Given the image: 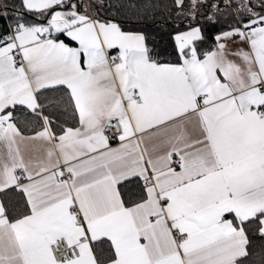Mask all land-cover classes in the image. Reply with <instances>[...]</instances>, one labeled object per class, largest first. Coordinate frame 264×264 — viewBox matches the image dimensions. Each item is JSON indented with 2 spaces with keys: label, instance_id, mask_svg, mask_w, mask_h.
Segmentation results:
<instances>
[{
  "label": "snow or ice",
  "instance_id": "1",
  "mask_svg": "<svg viewBox=\"0 0 264 264\" xmlns=\"http://www.w3.org/2000/svg\"><path fill=\"white\" fill-rule=\"evenodd\" d=\"M21 3L50 19L0 38V193L23 197L16 216L0 200V264H104V245L107 264H246L249 229L264 239V0H238L214 50L198 51L200 27L177 32V63L75 3ZM174 4L195 15L202 0ZM49 89L75 126L44 114ZM17 112L40 121L32 135ZM133 180L144 195L127 207Z\"/></svg>",
  "mask_w": 264,
  "mask_h": 264
},
{
  "label": "trees",
  "instance_id": "2",
  "mask_svg": "<svg viewBox=\"0 0 264 264\" xmlns=\"http://www.w3.org/2000/svg\"><path fill=\"white\" fill-rule=\"evenodd\" d=\"M235 5L230 0H202L201 7L195 15L185 7L179 11L174 0H88L89 9L94 18L102 21L111 20L121 25L122 30L143 33L146 36V43L154 59L163 63L179 62L174 35L179 31H185L190 27H200L205 37L203 41L197 42L198 51L202 54L211 51L215 47L214 37L226 30L232 29L240 20L236 11L238 0H234ZM256 4V11L259 5ZM191 0H185L186 5H190ZM217 5L213 8L211 5ZM232 6L229 7L228 5ZM115 5V7H109ZM64 7H67L64 6ZM58 9V8H57ZM211 17L212 19H208ZM49 17L41 16L37 13L27 11L21 0H0V38L11 33L17 23L26 25L47 24ZM54 36L64 37L61 34ZM65 91L44 90L41 102L48 107L44 110L45 115L58 124L65 126H75L77 121L71 118L72 109L68 106ZM63 102L61 101V98ZM67 109V111H66ZM18 126L25 134L33 133V129L39 126L40 121L33 117L31 113L17 112ZM59 131V129H57ZM122 198L127 207L139 202L143 193V181L133 180L121 185ZM1 200L11 209V215L16 216L23 209V197L14 191H9L7 195L1 194ZM251 240V257L246 264L259 261L260 254L264 252V239H261L253 226L248 231ZM100 259L107 264L109 252L107 245L103 250H98Z\"/></svg>",
  "mask_w": 264,
  "mask_h": 264
},
{
  "label": "crops",
  "instance_id": "3",
  "mask_svg": "<svg viewBox=\"0 0 264 264\" xmlns=\"http://www.w3.org/2000/svg\"><path fill=\"white\" fill-rule=\"evenodd\" d=\"M72 3H75V4H77V5L79 6V10H80L81 13H86V14H88V15H90V16H92V17L94 18V16L91 14V12H89L90 9L87 7L86 4L83 3V0H66V4H65V6H66V5H70V4H72ZM86 8H87V9H86ZM57 10L66 11V10H68V7L61 6V7H58ZM49 19H50V17H49ZM43 26H47V24H43ZM195 27H197V26H195ZM187 30H189V29H187ZM187 30H185V31H187ZM231 30H232V29H230V30H226V31H231ZM224 32H225V31H224ZM222 33H223V32H222ZM222 33H220V34H218V35H222ZM55 34H56V33H53V35H55ZM60 39H63V40H65V42H68V40H69L70 38H67L66 36H64V37H62V38L60 37ZM72 46H78V45H76L75 42H72ZM228 46H229V49L232 50V51H235V50L238 49V48H246V45L243 44V43L239 40L238 37H236L235 39H231V40H229V41H228ZM214 48H215V47H214ZM214 48H213V50H214ZM109 52H110V55H111V56H117V55H118V50H109ZM32 134H33V133H30V134H25V133H24V135H26V136H27V135H32ZM109 143H110V146H111V147L116 148V147L119 146L120 141H119V140H118V141H115V140L110 139ZM1 194H3V193H0V200H1ZM131 207H132V206H131ZM227 218L232 219L231 216H228Z\"/></svg>",
  "mask_w": 264,
  "mask_h": 264
},
{
  "label": "built area",
  "instance_id": "4",
  "mask_svg": "<svg viewBox=\"0 0 264 264\" xmlns=\"http://www.w3.org/2000/svg\"><path fill=\"white\" fill-rule=\"evenodd\" d=\"M230 1H231V3L233 5H235V1L234 0H230ZM83 3L86 4L87 7L89 8L88 0H83ZM11 31H12V29H11ZM117 62H119V61H117ZM106 134L109 135L110 137H116L118 135L116 128L107 130ZM112 140L118 141L119 139L118 138H112Z\"/></svg>",
  "mask_w": 264,
  "mask_h": 264
},
{
  "label": "rangeland",
  "instance_id": "5",
  "mask_svg": "<svg viewBox=\"0 0 264 264\" xmlns=\"http://www.w3.org/2000/svg\"><path fill=\"white\" fill-rule=\"evenodd\" d=\"M254 3H256V0L253 1ZM87 9V8H86Z\"/></svg>",
  "mask_w": 264,
  "mask_h": 264
}]
</instances>
